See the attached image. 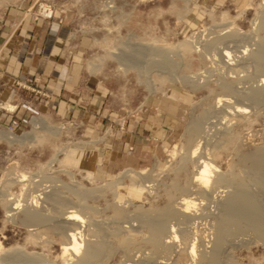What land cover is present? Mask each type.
<instances>
[{
	"label": "rangeland",
	"instance_id": "374dc122",
	"mask_svg": "<svg viewBox=\"0 0 264 264\" xmlns=\"http://www.w3.org/2000/svg\"><path fill=\"white\" fill-rule=\"evenodd\" d=\"M17 6H30L35 18H49L44 16L45 8L51 17H64L62 23L70 29V42L75 44L72 51L79 52V90L84 92L79 94V108L98 112L108 121L104 128L97 127L92 138L82 118L60 115L53 107L36 108L20 125H13L15 121L2 124L0 195H18L22 206L32 196L40 195L42 199L35 209L43 215L60 210L75 212L84 221L79 228L82 244L102 241L106 246L104 256L93 264H192L182 241L174 243L170 255L151 252L139 214L152 206L162 208L172 202L174 206L181 198L173 187L188 181L194 165L187 164L179 170L182 154L171 160L169 150L174 145L178 151L184 148L187 127L201 121V133L194 140L200 142L202 150L210 152L220 174L245 184L264 211V193L255 185V173L249 168L253 155L264 150V103L242 98L257 87L260 77L248 56L259 50L264 37L255 26L264 0H0V26L5 13ZM233 28L232 33L229 29ZM213 37L223 40L216 44ZM207 39H214L215 45L212 41L209 45ZM189 40L199 42V51H181L180 45ZM161 51L165 57L159 55ZM222 51L230 53L231 61L219 59ZM224 83L233 89L227 97L229 106L242 107L245 114L215 104L216 98L224 94ZM36 85V77L14 82L20 94L30 93L38 104L48 95ZM168 91L171 102H187L179 111L176 129H166L159 140L148 137L141 142L131 141L124 151L126 138L131 129L135 130L134 121L147 122L152 100L162 98ZM3 106L1 111H12L11 106ZM225 131L230 141L222 140ZM6 133L15 137L27 133L30 137L8 141ZM98 137H103L102 142L115 141L114 150L123 154L116 164L110 159L106 164L96 161L94 151L98 145L94 142ZM145 145L150 149L135 153L136 147ZM16 171L25 174V182H10ZM141 171L144 173L137 176ZM124 173L132 176H123ZM142 181L152 185L150 194L142 189ZM236 188L237 182L233 181L219 191L234 193ZM89 191L94 194L86 195ZM218 194L219 200H224L227 193ZM199 197L190 195L198 205L191 212L196 215L182 227L191 238L203 241L202 246L209 251L211 227L215 224L212 218L218 216V210L215 204ZM0 204V243L4 249L0 257H8L2 264L71 263L59 259L68 228L29 226L22 217L23 207L7 216ZM80 204H86L88 209H81ZM115 209L123 211L119 220L113 218ZM172 224L176 227L174 220L168 225ZM254 232L242 228L232 234L234 237H227L220 264H264V240Z\"/></svg>",
	"mask_w": 264,
	"mask_h": 264
},
{
	"label": "bare ground",
	"instance_id": "6f19581e",
	"mask_svg": "<svg viewBox=\"0 0 264 264\" xmlns=\"http://www.w3.org/2000/svg\"><path fill=\"white\" fill-rule=\"evenodd\" d=\"M43 12L45 15L50 13V11L46 8L44 9ZM257 20H258V25H255L257 27L256 28L257 31L264 33V7L260 8V12L257 17ZM232 30H234V28L229 29L230 32ZM234 32H237V31L235 30ZM228 33L229 32H227V34ZM234 34H237V33H234ZM232 35H229V36H232ZM189 38L192 39L193 37L191 36ZM217 39H219L218 36H217ZM217 39H215L214 41L216 42ZM213 40L209 39L208 42L210 41L209 42L210 44L209 43L208 44L211 45ZM221 40L223 39L220 38V40L218 41H221ZM260 41L261 43L259 44V47H258L259 50H257L256 52L249 53V56H248V58H250V60L254 63L256 70L259 73L258 75H260L259 80L257 81L258 83L257 87L255 89L249 90V92L243 94L242 96V98L246 99L250 103H264V37L261 38ZM215 42H213L212 45H215ZM217 42L216 44L220 43V42L218 43ZM195 43H192V41L190 42V40L189 42H184L183 44L180 45V47L182 48L181 51L183 50L184 52H188V53L199 51L198 49L200 46L196 47V45L199 42H197V44ZM206 43L207 42H205V44ZM241 54L243 53L241 52ZM159 55L163 57L164 53H162L161 51ZM243 55H246V54L244 53ZM211 57L209 58L210 60H211ZM218 57L219 59L225 58L226 62L231 61V55L228 51H222L221 54H218ZM183 83H184V80H183ZM186 83L190 84L188 80L186 81ZM192 86H196V85L192 84ZM221 86H222L221 90L223 91L224 94L216 98L215 104L223 106L225 109L227 110L229 109V111L232 110L234 113L236 112L240 114H245L246 110L244 108L239 107V106H236V107L229 106V99L227 97L229 94H233V89L231 87V84L224 83V84H221ZM174 104L172 103L173 106ZM3 107L11 108L8 105H5ZM200 122L201 121L192 122L187 127L185 131L187 140H186V146L184 148L182 147L178 151L177 147L174 145L169 150V157L171 158V160H173L181 152L182 155L179 156L181 157V164L179 166V170H184L186 166H188L187 164L194 165V171L192 172L193 174L188 179V181L182 186L175 185L173 187L175 192L180 193L181 198L180 199L178 198L179 200L178 202L174 203L175 204L174 206H172L173 202L171 203L172 204L171 206L167 205L162 208L160 207L153 208L152 206V209H149L145 212L140 213L139 219H140V222H142V225L145 226L146 231L148 233L147 237H145L146 239L145 243L150 246L151 252L164 253V255L166 254V256L167 254L170 255L172 253L174 243H179L180 241H182V243H185V248H184L185 255L191 260L192 264L195 260L198 262V264H220L221 248H222L223 243L225 242L227 237L229 238V236H232V234L236 232H240L242 228L252 229L253 231H255L254 232L256 234L255 236L258 239L260 238L264 240V211L262 207H260V203L258 199L255 198L256 196L254 197V195L249 193V191L246 189L245 184L237 178L228 179L225 177V175L220 174L216 165H214L210 157L211 156L210 152L208 153V150L204 148L202 150V147L200 146V142L198 141L196 142L194 140L201 133V123ZM33 126L35 128L36 127L39 128V125L36 122H33ZM228 135L229 134H227L226 131L223 133V137L225 138H227ZM27 137L29 138L30 134L26 133V134H22L19 137H15L12 134L6 133L5 139L8 141H17V140L20 141L23 139H27ZM225 138L224 139L221 138V139L225 141L231 140V139H228V138L225 139ZM216 144L218 143H215V145ZM252 160L253 162L250 163L251 167L249 166V168L253 170V173H255L256 178H255L254 183L257 186V188L260 190V192L264 193V150L257 151L253 155ZM143 173L144 171H141L137 173L136 175L139 176V175H142ZM123 176L131 177L132 174L124 173ZM25 181H26L25 174L21 172H17V171L15 172L14 177H12L10 180L12 184H16V183L21 184ZM233 181H236L238 185V188H236L234 193L232 191L231 192H227V191L223 192V190L219 191L220 188L225 189ZM119 182H120V179L115 184L119 185ZM145 183L147 182L142 181V189L150 194L152 190V185L151 184H150L151 186L149 184L145 185ZM220 192L225 193V194L227 193L224 200H219L218 193ZM90 194H94V193L92 191L86 192V195L90 196ZM191 194H196L197 196L199 195L200 196L199 198H201L202 200H205L206 202L211 203V204H215V206L217 207L215 208L218 210V216L216 217L213 216L212 218L214 219L215 224H213L211 227V235L213 236V239L210 243L211 249L209 248L210 249L209 251L204 248V245L202 246L203 241H196L197 239L191 238L190 237L191 235L186 231L187 229L185 230L184 229L185 227L184 228L182 227L186 223L193 220V218H195V215H196V214H191V212L196 209V205H197L190 198ZM130 195L132 197L134 196L131 193ZM39 196L40 195L32 196L29 199V203L26 204L25 202V205L22 206L20 204L18 195L15 198H10V197L7 198V197H3L2 195H0V203L4 205L5 215L7 216H11L13 211L18 210L19 207L20 208L23 207L22 217L24 219V222L29 226L49 224L50 227L52 228L54 227L61 228L63 226L65 228H68L67 231L69 232L66 233L65 236L63 235L64 241L60 249L61 251L60 258H59L60 260L62 259L63 261H66V263L70 261L71 263L69 264H93L94 262L98 261L102 256H104V253L106 252V249H105L106 246L104 245L102 241H96V242L87 241L84 245L82 244V241L80 240V231H79V228H81L84 224V221L82 220V218H80L77 214H75V212H71V211L70 212H66V211L60 212L61 210L58 211V213L52 214V215L41 214L39 211H37V209H35V207H38L36 206L38 203V200L42 199V197L40 198ZM79 207L84 210L88 209L86 204H80ZM122 217H123V211L121 209H115L113 218L115 220H119ZM171 220H174V224L176 227H174L173 224L170 226L168 225ZM51 222L52 223L54 222L53 223L54 225H51L50 224ZM199 248L201 249L199 250ZM2 253H4V249L2 248L1 243H0V254ZM6 259H8L7 255L0 257V264H2ZM166 260H168V258H166ZM196 261L195 263L197 264Z\"/></svg>",
	"mask_w": 264,
	"mask_h": 264
},
{
	"label": "crops",
	"instance_id": "0c3cea01",
	"mask_svg": "<svg viewBox=\"0 0 264 264\" xmlns=\"http://www.w3.org/2000/svg\"><path fill=\"white\" fill-rule=\"evenodd\" d=\"M31 10L30 6L10 9L0 26V105L6 103L12 107V111L0 109V127L12 121L20 125L36 108L53 107L60 115L82 118L92 138L97 127L104 128L108 119L98 112L79 108V94L84 92L79 90V52L72 51L75 44L70 42V29L62 23L64 17L35 18ZM33 77L39 79L36 86L48 95L42 103L37 104V98L30 93L20 94L14 86L15 81ZM169 91L162 98L152 100L147 122L134 121L135 130L130 127L133 129L125 140L124 151L131 146V141L141 142L148 137L159 140L164 138L166 129H176L179 111L187 102H171ZM101 139L98 137L94 142L98 145L94 151L96 161L106 164L110 159L116 164L123 154L114 150V140L102 142ZM142 149L150 147H136L135 153Z\"/></svg>",
	"mask_w": 264,
	"mask_h": 264
},
{
	"label": "built area",
	"instance_id": "2783aa9c",
	"mask_svg": "<svg viewBox=\"0 0 264 264\" xmlns=\"http://www.w3.org/2000/svg\"><path fill=\"white\" fill-rule=\"evenodd\" d=\"M44 16H46V17H49V18H50V17L52 16V14H50V13H49V14H47V15H44ZM12 124H13V125H16V123H15V122H13Z\"/></svg>",
	"mask_w": 264,
	"mask_h": 264
}]
</instances>
